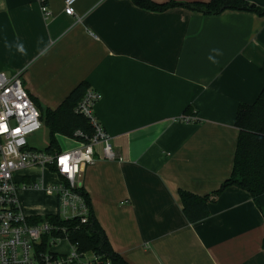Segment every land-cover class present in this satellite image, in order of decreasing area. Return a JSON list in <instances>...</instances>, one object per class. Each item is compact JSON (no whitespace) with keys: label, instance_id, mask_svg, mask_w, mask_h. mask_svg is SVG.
<instances>
[{"label":"crops","instance_id":"obj_1","mask_svg":"<svg viewBox=\"0 0 264 264\" xmlns=\"http://www.w3.org/2000/svg\"><path fill=\"white\" fill-rule=\"evenodd\" d=\"M46 4L48 18L39 0H0V71L21 72L42 109L82 82L101 94L94 112L117 157L96 145L82 183L113 248L131 264H264L263 209L241 187L217 192L233 170L238 107L264 87V16L133 0H77L69 15L65 0ZM180 190L208 195L210 214L190 222ZM26 192L51 199L23 201L29 212L56 207Z\"/></svg>","mask_w":264,"mask_h":264},{"label":"built area","instance_id":"obj_2","mask_svg":"<svg viewBox=\"0 0 264 264\" xmlns=\"http://www.w3.org/2000/svg\"><path fill=\"white\" fill-rule=\"evenodd\" d=\"M76 1L65 0L67 14L76 13ZM39 2L43 15L48 18L51 11L46 0ZM100 98V93L88 87L76 105L75 112L89 119L93 133L79 129L72 137L68 136L78 141L75 148L38 149L31 146L30 138L44 126L41 112L24 84L22 73L9 76L0 71V264H94L98 261L94 254L90 258L87 253H79L67 235L62 236L66 228L52 217L64 220L77 217L86 222L89 205L82 193L84 167L95 162V146L101 143L105 158L117 157L109 135L94 112ZM192 118L183 116L184 120ZM47 173L54 179L48 180ZM28 189L53 196L55 210L46 214L29 212L22 200V193ZM45 235L50 236L47 250L42 249ZM63 240L72 246L67 253L54 250Z\"/></svg>","mask_w":264,"mask_h":264},{"label":"trees","instance_id":"obj_3","mask_svg":"<svg viewBox=\"0 0 264 264\" xmlns=\"http://www.w3.org/2000/svg\"><path fill=\"white\" fill-rule=\"evenodd\" d=\"M133 2L140 7L153 11H165L174 6H183L205 15H216L226 10H240L264 16V7L250 0L194 2L172 0L164 3L153 0H133ZM87 88L88 85L84 82L77 85L56 109L38 107L43 123L49 130L47 150L52 151L60 148L57 139L59 134L72 137L79 129L88 134L93 133V126L89 119L75 112V107ZM185 113H192V107L188 106ZM235 124L239 129V134L233 170L230 177L222 183L217 192H221L232 185L246 189L264 211V87L254 102L240 103ZM82 193L89 205L88 219L86 222H81L80 218L77 217L66 220L60 219L58 216L52 217L53 221L66 228V234L61 235H67L69 242L76 247L79 253H92L98 257V261L94 264H131L111 245L105 230L93 212L90 196L84 186ZM179 193L183 212L190 222L200 221L210 214L208 195H197L186 190H180ZM46 218L40 217L39 219ZM49 237V235L43 237V250L48 249Z\"/></svg>","mask_w":264,"mask_h":264},{"label":"rangeland","instance_id":"obj_4","mask_svg":"<svg viewBox=\"0 0 264 264\" xmlns=\"http://www.w3.org/2000/svg\"><path fill=\"white\" fill-rule=\"evenodd\" d=\"M58 142L60 146L64 149L67 150L72 146H75V142L78 144V141H74L73 139L70 140L67 137L63 135H58L57 136ZM49 143V130L48 128L44 125L39 131L33 134V136L30 138V144L38 149H46ZM72 143V144H71ZM33 175H36V173H32ZM46 178L48 180H53L54 176H51L50 174H46ZM23 201L25 205H32V204H45L47 206L50 205L51 199L48 198L47 196L36 193V192H29V193H24L22 196ZM51 206V205H50ZM51 212L55 210V208L51 207L49 208ZM68 245L67 240H63L57 244V247L60 249H66ZM88 257H92V253H87Z\"/></svg>","mask_w":264,"mask_h":264},{"label":"clouds","instance_id":"obj_5","mask_svg":"<svg viewBox=\"0 0 264 264\" xmlns=\"http://www.w3.org/2000/svg\"><path fill=\"white\" fill-rule=\"evenodd\" d=\"M21 51H23V48L21 47V49H20Z\"/></svg>","mask_w":264,"mask_h":264},{"label":"water","instance_id":"obj_6","mask_svg":"<svg viewBox=\"0 0 264 264\" xmlns=\"http://www.w3.org/2000/svg\"><path fill=\"white\" fill-rule=\"evenodd\" d=\"M83 176V175H82Z\"/></svg>","mask_w":264,"mask_h":264}]
</instances>
